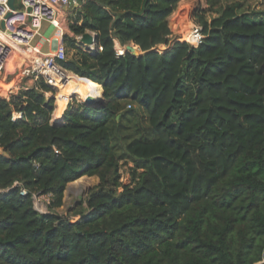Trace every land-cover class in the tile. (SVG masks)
Here are the masks:
<instances>
[{"label":"trees","instance_id":"trees-1","mask_svg":"<svg viewBox=\"0 0 264 264\" xmlns=\"http://www.w3.org/2000/svg\"><path fill=\"white\" fill-rule=\"evenodd\" d=\"M180 1L80 0L71 30L99 44L66 34L81 56L60 64L104 102L76 88L53 123L43 79L0 97V264H264V9L206 0L217 15L199 16L193 47L169 37ZM115 39L142 53L117 56ZM133 105L151 133L127 142L136 166L122 185L115 136ZM83 175L100 183L61 214ZM49 192L41 213L33 194Z\"/></svg>","mask_w":264,"mask_h":264},{"label":"built area","instance_id":"built-area-1","mask_svg":"<svg viewBox=\"0 0 264 264\" xmlns=\"http://www.w3.org/2000/svg\"><path fill=\"white\" fill-rule=\"evenodd\" d=\"M15 4L16 8L13 9L10 0H0V76L8 71L12 59L17 55L23 76L30 77L36 82L43 79L56 91L58 86L50 79L51 76L56 75L52 69L68 71L60 64V61L67 59V46L63 41L59 42L53 51H45L36 43V38L46 23L54 28L62 29L66 8L79 7L81 2L80 0H16ZM187 31L188 36L184 34L173 41H186L193 47L203 43L206 34L201 22L191 21ZM81 37L82 34L76 36L79 44L82 43ZM169 37L172 38V34ZM115 44L117 56H124L129 51L126 45H122L117 39ZM159 48L162 51L167 48V45H160ZM99 49H102V46H99ZM47 93L53 94L52 91ZM12 94L11 91L7 94L0 92V97L10 99ZM80 101L84 102L81 99ZM55 111L51 119L53 123L62 119V117L59 119L56 117ZM0 152H2L1 147ZM14 186H21V193H27V189L19 181H15ZM33 200L39 212H49L52 193H34Z\"/></svg>","mask_w":264,"mask_h":264},{"label":"rangeland","instance_id":"rangeland-1","mask_svg":"<svg viewBox=\"0 0 264 264\" xmlns=\"http://www.w3.org/2000/svg\"><path fill=\"white\" fill-rule=\"evenodd\" d=\"M232 1H237V0H223L222 3L225 5ZM238 1H241L243 3V8L249 11L259 8L264 9V0H238ZM200 15H204L208 20H211L214 16L217 15V13L214 11V9H211L209 7L206 0H181L179 2L177 9L169 18L170 27L172 29V40H175V38L177 37H182L185 34L184 32H186L188 28V24L191 23V21L200 22L199 21ZM75 16H76L75 14L67 15L66 21L63 22L64 36L66 34H70L73 38L79 36V34H75L70 27L71 23L75 19ZM50 30H52L51 32L52 35L50 34L51 36H49ZM62 35H63V31L61 29H57L46 24L41 29L40 35L36 38V42L42 43L46 38H50L51 40H53V38H56V36L61 37ZM49 43L53 44L52 41L51 42L47 41L46 44L47 50L45 51H51L50 47L52 45L50 46ZM65 44L67 46V58H74L81 56V54L78 53V50H76L71 45H69L68 42H65ZM80 46L81 49L84 51H90V52L93 51L89 49L88 45L86 44L80 43ZM17 57H18L17 55L14 56V58L12 59L9 65L8 71L0 76V86H2L3 88L2 94H7V92L12 91L14 88H16L18 83L20 88L16 90L15 94L18 93L19 90L22 88L32 86L31 85L32 80H30V77H25L24 85H22L21 83L22 80L19 79L22 69L20 68L21 64H19V62L17 61L18 60ZM53 70L56 71V68H53ZM59 72H61V77H62L61 79L65 87L70 89H65L62 86L60 87L61 90L59 97L61 98V103L59 105V112L56 115L60 114L61 111L64 110L62 109V106H65V104L68 101L70 102L74 96H77V95L71 96L70 94L76 88L81 87L98 97L102 96L101 92L91 89L85 80L75 79L72 76H69L68 79H66L67 77L66 74L63 73V71L61 70H59ZM17 79H19L18 83H17L18 81ZM11 80L13 82H11ZM58 92H59V88H57L55 93L53 92V94L48 95V96H55L56 107H57ZM127 108L134 110V112L132 113L130 118L128 116L122 118V120L119 122V126L116 130V136H115L118 152L123 154L124 156V158H122L119 162L120 182L122 183V185H127L132 183L133 171L136 166L135 159H133V157L128 155L126 151L127 142L132 137L141 136V135L146 136L151 133L150 123L147 113L142 109L136 108L135 105H133L132 108H130L129 106ZM138 170L141 171L142 169H138ZM99 183H100V177L98 175H93V176L83 175L75 179L74 181L70 182L65 190L64 205L58 208L59 212L61 214L67 215L72 210L74 205H76L79 200L86 198L90 190ZM119 191H122V187L119 188ZM77 218L78 217H74L73 220Z\"/></svg>","mask_w":264,"mask_h":264},{"label":"water","instance_id":"water-1","mask_svg":"<svg viewBox=\"0 0 264 264\" xmlns=\"http://www.w3.org/2000/svg\"><path fill=\"white\" fill-rule=\"evenodd\" d=\"M15 1L16 0H10V5L11 7L14 9L16 8V4H15ZM2 26H4V23L2 22ZM81 42L83 44H86L88 45V48L91 49V50H96L97 47H98V44H99V41H98V34L97 33H93L92 31H86L85 33L82 34V37H81ZM135 43L133 42H130L128 44H126V48L131 51L134 55H138V54H141V50L138 49V48H135L133 45ZM136 45V44H135ZM138 46V45H137ZM103 88V87H102ZM105 100V97H104V92L102 94V99H98L94 96H87L85 99H84V102L87 103V104H90V105H96L100 102H104Z\"/></svg>","mask_w":264,"mask_h":264},{"label":"crops","instance_id":"crops-1","mask_svg":"<svg viewBox=\"0 0 264 264\" xmlns=\"http://www.w3.org/2000/svg\"><path fill=\"white\" fill-rule=\"evenodd\" d=\"M77 7H74V8H66V13H65V19H64V21H66V18H67V15H71V14H73V10L74 9H76ZM63 21V22H64ZM46 24H48V23H46ZM45 24V25H46ZM49 25V24H48ZM50 26V25H49ZM62 31H63V35L61 36V37H58V36H56V38H53V40H51L50 38H46L42 43L40 42H36V43H38L40 46H42V48L44 49V50H47V41H52L53 42V44H51V43H49V45L51 46L50 47V50L51 51H53L55 48H56V46L58 45V43L59 42H63L64 41V30H63V28L61 29ZM50 33H49V36H51L52 35V30H50L49 31ZM51 34V35H50ZM70 35V34H69ZM71 36V35H70ZM137 46V45H136ZM55 71V70H54ZM56 74H58L59 76L61 75V72H59V69H57L56 68ZM24 78H25V76H23L22 75V73L20 74V77H19V79H21L22 80V85H24ZM62 78V77H61ZM60 78V79H61ZM19 79H17L18 81H17V83L19 82ZM86 80L88 79V78H85ZM30 80H32V86H34L37 82L34 80V79H32V78H30ZM11 82H13L12 80H11ZM20 88V86H19V83H18V85L16 86V88H14L11 92H13V93H15L16 92V90H18ZM80 88L81 87H79L78 88V91H79V93H80ZM47 95H50V93H47ZM58 98H59V93H57V102H58ZM69 102V101H68ZM68 102L65 104V108H64V110L66 109V107H67V104H68ZM63 107V106H62ZM64 110L62 111V113H61V117L63 116V114H64Z\"/></svg>","mask_w":264,"mask_h":264},{"label":"bare ground","instance_id":"bare-ground-1","mask_svg":"<svg viewBox=\"0 0 264 264\" xmlns=\"http://www.w3.org/2000/svg\"><path fill=\"white\" fill-rule=\"evenodd\" d=\"M178 16V15H177ZM178 21V20H177ZM181 22V21H180ZM185 31V30H184ZM185 33V36H188V31L186 30V32H184ZM135 48H138V46H136L135 44L133 45ZM139 49V48H138ZM52 71L56 74V72L52 69ZM61 78V75L59 76L58 74H56L54 77L53 76H51V81L54 83V84H56V85H58L59 87H64L65 89H70V88H66L65 87V85H64V83L62 82V79H60ZM60 79V80H59ZM102 86V85H101ZM2 90H3V88H2V86H0V92H2ZM61 90V89H60ZM76 90V89H75ZM75 90H73V91H75ZM72 91V92H73ZM59 94H60V91L58 92ZM80 95H81V97H82V99L84 100L87 96H94V97H96V98H98V99H102V96L101 97H98V96H96V95H94V94H92L91 92H89L88 90H85L84 88H80ZM60 103H61V98L59 97L58 98V102H57V106H58V112H59V105H60ZM65 108V106H63L62 107V109H64ZM60 114H58V115H56V117L57 118H60ZM81 181V180H80ZM78 182V181H77Z\"/></svg>","mask_w":264,"mask_h":264}]
</instances>
